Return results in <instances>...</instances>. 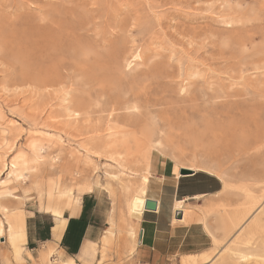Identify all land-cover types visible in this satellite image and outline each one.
I'll return each mask as SVG.
<instances>
[{"label": "rangeland", "instance_id": "obj_1", "mask_svg": "<svg viewBox=\"0 0 264 264\" xmlns=\"http://www.w3.org/2000/svg\"><path fill=\"white\" fill-rule=\"evenodd\" d=\"M53 1L58 2V5L53 6ZM59 2L58 0H0V143L4 142L0 144L2 145L0 169L2 170L4 165H8L20 154L25 153L23 155L26 157L29 155V159L34 157L36 153L30 150V144L34 140H40L45 145L47 150L44 153L36 152L40 156L45 155L48 160L40 164L36 170L29 171L24 182H11L0 188L2 195L0 204L8 210L7 212L0 210V223H6L10 227L13 214L19 212L20 208L26 211L27 217L30 213H38L40 210L39 214L53 220L49 208L62 190L72 189L75 196L73 199L78 202H83L86 195L93 196L96 206L95 217L102 231V238L97 243V249L93 246L85 256L59 258L55 250L57 256L54 254L51 260L54 263L57 259H73L76 264H136L132 256L135 240L130 235L133 218L126 206L127 195L115 181L106 176L107 173L117 172L119 168L118 162L109 156L112 153L119 155L124 152L125 154L120 155L126 160L125 164L128 168L129 165L132 166L127 170L126 176H123L124 179L137 180L144 184L146 177L147 198L155 197L164 204L171 205V209L177 200L189 198L185 204V208L189 211L188 218L182 225L200 226L196 227L198 230L194 233L192 246L171 257L167 264H185L182 262L184 256L203 252L199 256L210 255V259L205 262L201 258V261L199 259L195 264H218L219 259L228 251L225 248L228 245L232 246L231 237L238 231L231 233V228L224 224L226 217L246 201V195L242 191L244 184L242 172L247 171L246 168L249 166H251L248 169L249 173L245 171V175L250 176L251 178L247 179L254 182L253 184L250 182L254 188L250 186L252 189L249 190L260 202L259 204H263L262 211H264L262 180L264 179V165L262 166L264 162V0H63L64 7L73 10L74 16L72 15L73 19L67 20V25L71 27L68 29L71 33L69 37H66L67 33L65 39L57 36V39L62 40L59 44L64 47L58 44L57 54L61 55L62 49H68L77 55V61H80L75 63L73 59V63L67 57V61L62 62L56 72L57 83H54L53 88L52 86L45 88L41 82L43 72H37L43 63L40 51L36 49L39 47L36 41L40 42L41 33L38 28L45 23L43 19L47 13L56 6L61 9ZM66 38L69 41L65 42ZM105 38L109 40L111 46ZM97 41L98 48L95 44ZM66 43L67 46H64ZM101 46L104 48L102 49ZM36 51L38 53H35ZM136 52L143 54V61H136L134 63H139V66L125 70L126 59L131 58ZM109 54L113 55V58L117 57H115L116 61L111 62L113 64L108 60ZM104 55L107 59L103 57ZM89 56L92 60L88 58ZM60 57L63 59L62 56ZM94 59L97 61L94 62ZM80 62L83 66L89 67L85 68L81 64L79 66ZM74 64L79 69H76ZM81 69L83 72L80 71ZM95 69L105 71L97 72ZM52 73L49 72V75ZM189 74H194V78L191 75L190 79ZM134 85L141 90L146 89L142 90V93L145 92L142 96L145 100L142 98L138 100L139 104L136 103L140 110L134 113L139 116L130 114L132 117L120 118L127 114L126 111L121 110L114 114L115 122L113 123L114 120L110 122L108 118L114 104L113 96L115 95V98L123 93L124 96L126 88L135 87ZM159 85L160 87H157ZM153 86L158 90L154 92ZM67 92L70 93L72 100L81 103L79 106L82 113L86 111V115L79 119V125L82 126L77 128L78 134L74 128L72 131L69 128L67 132L65 129L68 127L62 122L66 121L63 110L66 104L62 102L65 106L60 105V101L62 95L64 94L65 98ZM144 94L147 96L150 94V98L153 96V101L147 97L148 101H151L149 103ZM45 100L52 101L49 103L53 104V107L50 105L46 112L42 111ZM157 103L161 104L157 105ZM50 109L58 111L51 121L47 117L51 112ZM179 112L184 113L179 114ZM192 112L194 113L191 114ZM174 115L177 116L176 119ZM165 119L168 124L164 122ZM172 119L173 123H180L175 125ZM106 123L110 126L106 127ZM123 123H127L124 124L125 129ZM140 124L144 126H141L144 130L139 132ZM93 126L98 128L92 131ZM99 128L104 130L101 129L99 132ZM84 131L89 133L85 134ZM151 132L153 135L149 136L148 140L146 136ZM109 133L118 137L115 152L113 150L108 153L107 158L106 154L97 156L98 154L86 152L88 146L86 144H89L86 140L90 141L89 138L93 139L94 136L102 139L109 136ZM132 136L136 138V142ZM123 137L125 138L122 140ZM255 138H260L263 144L262 151L258 155L254 152L244 156L239 152L251 145ZM4 140L6 142L9 140L11 144H6ZM84 140L86 143H83ZM157 143H161V148ZM49 146L51 148L48 152ZM154 146L156 147L153 148ZM125 147H128L127 151ZM150 149H152L151 153ZM114 154V158H118ZM52 157H56L57 161L52 162ZM146 166H149L148 171ZM192 166L204 171L177 179L182 168L187 169ZM131 171L136 172L138 176L133 178ZM8 175L9 170H6L0 177V184L2 180L9 178ZM252 175L258 179L256 182ZM87 182H99L107 186L110 192L95 186L94 193L89 194L85 189ZM179 187L181 191L176 195ZM132 194L135 196L134 207L137 211L143 199L135 193ZM198 195H201L200 199L194 198ZM255 216L256 220L260 214ZM263 223L254 231L252 241L255 242L257 239L261 243V240H264ZM250 225L251 223L248 222L244 229ZM201 228L208 236L204 237L205 246L201 245L203 242ZM139 229H142V222ZM8 236L10 238L9 232ZM257 240L256 242L259 243ZM5 242L6 240L2 243ZM251 244L245 247H248V250L243 247V251L247 250L250 253ZM44 245L40 246V251L50 244L46 247ZM2 246L4 248L1 255L2 264H16L9 244ZM49 249L43 252L41 259H39L40 251L37 255L38 250L32 253L35 259L31 260L24 252L25 264H44L43 257Z\"/></svg>", "mask_w": 264, "mask_h": 264}, {"label": "bare ground", "instance_id": "obj_2", "mask_svg": "<svg viewBox=\"0 0 264 264\" xmlns=\"http://www.w3.org/2000/svg\"><path fill=\"white\" fill-rule=\"evenodd\" d=\"M58 1H60L61 2V5H59L60 6V8L61 9H59V7L57 8V6H56V8L55 9H53L51 12H49V13H47V15H45L44 17V21L43 22H45L40 28H38V29H40V35H39V41L40 42H37L36 41V43L37 44H39V47L38 48H36L37 49V51L39 52L40 51V57L42 58V60H43V63H42V67L40 68V69H38V71L37 72H43V75L41 76L43 79H42V81H41V79H40V81L45 85V86H43V87H45V88H49L50 86H52V88L54 87L53 85H54V83L57 81V74H56V72H58V70L60 69L59 68V66L61 65V63L62 62H65V61H67L66 60V58L68 57L69 59H70V61L71 62H73V59H74V62L75 63H77V62H79V61H77V59H78V56L77 55H75L73 52H71L70 50H68V49H62V51H63V53L60 55V53H58L60 56H62L63 57V59L57 54V52L59 51L57 48H58V46L60 45L61 46V44H59L60 43V41H62L61 39H65V33H67L66 34V37L68 38L69 37V35L71 34L70 32H68V29H70L71 27H70V25L68 24L67 25V20H71V19H73L72 18V15L74 16V11L73 10H70V9H67V8H65L64 7V2H62L63 0H58ZM54 2V1H53ZM59 2V3H60ZM67 4V3H66ZM51 5V4H50ZM53 6L54 5H58V2L56 3V2H54L53 4H52ZM68 7V6H67ZM100 18V17H99ZM41 19V20H42ZM84 21V20H83ZM71 22V21H70ZM81 22V21H80ZM72 23V22H71ZM75 23V22H74ZM66 25V26H65ZM39 27V26H38ZM70 27V28H69ZM75 30V29H74ZM85 31V30H84ZM82 32V31H81ZM88 32V31H87ZM91 32V31H90ZM74 34V33H73ZM98 34V36H100L99 35V33H97ZM96 34V35H97ZM81 36H82V34H80ZM85 35V34H84ZM57 36H59L61 39H57ZM64 36V37H63ZM86 36H88L89 37V35H86ZM97 36V37H98ZM107 36V35H106ZM63 37V38H62ZM66 38V40H65V42L68 40ZM71 38V37H70ZM104 38V37H103ZM106 38H110V37H106ZM106 38H105V40H106ZM107 39V40H108ZM96 40V39H95ZM106 40V41H107ZM111 40V39H110ZM69 41V40H68ZM93 41V40H92ZM101 41V40H100ZM64 42V41H63ZM71 42V41H70ZM73 42V41H72ZM95 42V41H94ZM94 42H93V44H94ZM98 42V41H97ZM95 43V44H97L96 46H97V48H98V45H99V42L98 43ZM110 42H112V40L110 41ZM59 44V45H58ZM67 44L68 43H66V45H64V46H67ZM104 44H105V42H104ZM101 45H102V43H101ZM107 45V44H106ZM108 45H110V43H109V40H108ZM107 45V47H109ZM76 46V45H75ZM103 46V45H102ZM101 46V47H102ZM105 46V45H104ZM111 46V45H110ZM61 47H63V45L61 46ZM69 47V46H68ZM100 47V46H99ZM107 47H105V48H107ZM64 48V47H63ZM71 48V47H70ZM74 48V47H73ZM75 48H77V46L75 47ZM96 48V47H95ZM104 47H102V49H103ZM112 47H110V49H111ZM117 48V47H116ZM35 49V50H36ZM76 50V49H75ZM94 50V49H93ZM107 50V49H106ZM113 50V49H112ZM115 50V49H114ZM113 50V51H114ZM35 52V53H38V52ZM96 51V50H95ZM105 51V50H104ZM76 52V51H75ZM82 52V51H81ZM106 52V51H105ZM109 52V51H108ZM107 52V53H108ZM35 53H33V54H35ZM99 53V52H98ZM102 53H103V51H102ZM112 54H113V52H111ZM110 53V54H111ZM115 53V52H114ZM110 54L108 55L109 57H108V60L110 61V63L111 62H113L114 60H115V57L113 58V55H111L110 56ZM118 54V53H117ZM117 54H114V55H117ZM82 55V54H81ZM90 55V54H89ZM93 56H94V54H92ZM92 55H91V57H92ZM84 56V55H83ZM106 55H104L103 57H105ZM118 56V55H117ZM58 57H59V60H58ZM87 57V56H86ZM95 57V56H94ZM79 58H81V57H79ZM88 58H90V56L88 57ZM93 58V57H92ZM117 58V57H116ZM91 59V58H90ZM105 59H107V57H105ZM131 59V60H130ZM41 60V59H40ZM76 60V61H75ZM81 60H82V58H81ZM92 60V59H91ZM69 61V60H68ZM70 61H69V63H70ZM97 60H95L94 59V62H96ZM103 61V60H102ZM101 61V62H102ZM105 62H107V60H104ZM116 61V60H115ZM136 61H143V54L141 53V52H136V53H134L132 56H131V58H129V59H126V61H125V66H124V69L125 70H132L133 69V67L134 66H139V63L137 64V63H134V62H136ZM40 62V61H39ZM73 62V63H74ZM82 62H83V60H82ZM88 62H89V60H88ZM99 62V61H98ZM97 62V63H98ZM72 63V64H73ZM87 63V62H86ZM104 63V62H103ZM115 63H117V62H115ZM64 64V63H63ZM79 64H81V62L80 63H78V65ZM83 64V63H82ZM81 64V65H82ZM99 64V63H98ZM102 64V63H101ZM111 64H113V63H111ZM70 65V64H69ZM75 66H76V64H74ZM81 65H79V66H81ZM91 65H92V62H91ZM100 65V64H99ZM38 66V65H37ZM63 66V65H62ZM73 66V65H72ZM83 66V65H82ZM85 66V65H84ZM83 66V67H84ZM104 67H105V64L103 65ZM112 66H114V65H112ZM111 66V67H112ZM70 67V66H69ZM86 67H89L88 65H86L85 66V68ZM96 67H98V66H96ZM102 67V66H101ZM109 68H110V64H109V66H108ZM35 68H37V67H35ZM39 68V67H38ZM64 68V67H63ZM71 68V67H70ZM69 68V69H70ZM74 68V67H73ZM76 69H79V68H77V66L75 67ZM81 68V67H80ZM99 68V67H98ZM89 69V68H88ZM92 69V68H91ZM112 69V68H111ZM110 69V70H111ZM30 70H32V68H30ZM30 70L28 71V72H30ZM37 70V69H36ZM35 70V71H36ZM96 70V69H95ZM95 70H92V71H94L95 72ZM109 70V71H110ZM124 70V71H125ZM33 71V70H32ZM31 71V72H32ZM66 71H68V69L66 70ZM81 72H83V70L81 69L80 70ZM85 71V70H84ZM97 71V70H96ZM104 72L105 70H99V71H97V72ZM115 71V70H114ZM49 72H53L52 74H50L49 75ZM87 72V71H86ZM116 72V71H115ZM123 72V71H122ZM143 72H145V71H143ZM152 72V71H151ZM125 73V72H124ZM198 77L200 76V73L198 72ZM121 75V74H120ZM190 75V79H191V75L192 74H189ZM188 75V76H189ZM194 75V74H193ZM192 75V77L194 78V76ZM197 75V74H196ZM128 76V75H127ZM139 76V75H138ZM188 76H187V79H188ZM125 77H126V73H125ZM124 77V78H125ZM147 78H148V76H146ZM196 77V76H195ZM119 78V77H118ZM127 79V78H126ZM134 79V78H133ZM138 79H139V77H138ZM190 79H188V80H190ZM118 80V79H117ZM119 80H122V79H120L119 78ZM123 81H125V80H123ZM187 81V80H186ZM119 82V81H118ZM117 82V83H118ZM133 82V81H132ZM135 82H136V80H135ZM138 82V81H137ZM57 83V82H56ZM55 83V84H56ZM120 83H123V82H120ZM126 83H127V81H126ZM125 83V84H126ZM128 83L130 84L131 82L128 80ZM187 83H188V81H187ZM116 84V83H115ZM119 84V83H118ZM117 84V85H118ZM124 84V83H123ZM152 84H153V82H152ZM151 84V85H152ZM128 85V84H127ZM155 85H157L156 83H155ZM129 86V85H128ZM135 86V85H134ZM150 86V85H149ZM186 86V85H185ZM136 87V86H135ZM135 87H132V86H130L129 88H126L127 90H126V93H125V95L124 96H118L117 95V97H115L114 98V96H113V98H112V103H114L113 105H112V110H111V114H110V116H109V118H108V120L111 122L112 120H114V118H116V115H114L116 112H118V111H121V110H124V111H126V113L127 114H125V115H123V116H120V118L121 117H129V116H131L130 114H134L135 115V117H137V116H139V115H137L136 116V114L135 113H137L136 111L139 109L140 110V107L139 106H137L139 103H138V100H140V99H142L143 97V93H145V92H143L142 93V90L144 89H142L141 90V88H135ZM143 87V86H142ZM148 87V86H147ZM146 87V88H147ZM154 87V86H153ZM157 87H160V85L159 86H157ZM51 88V87H50ZM119 88H120V85H119ZM125 88V87H124ZM156 88V86L153 88V90H154V92H155V90H158V89H155ZM184 88V87H183ZM186 88V87H185ZM188 88V87H187ZM186 88V89H187ZM43 90H45L44 88H42ZM121 89H122V87H121ZM185 89V90H186ZM48 90V89H47ZM47 90H45V91H47ZM124 91H125V89H123ZM146 89H144V91H145ZM147 90H149L148 88H147ZM152 90V91H153ZM122 91V90H121ZM120 90H119V92H121ZM188 91V90H187ZM57 92V91H56ZM118 92V93H119ZM186 92V91H185ZM147 93V92H146ZM156 93H158V91H156ZM50 94H52V93H50ZM57 95V94H56ZM56 95H55V97H56ZM149 95L150 94H148V96L146 95V94H144V96H146V99H147V101H148V99L150 98L149 97ZM51 96V95H50ZM49 96V97H50ZM52 97H54V95L52 96ZM71 97H73V94H72V96ZM147 97H149V98H147ZM152 98H153V96H151ZM57 98H59V97H57ZM152 98H150L151 100H152ZM61 99V98H60ZM60 99H57V100H60ZM144 99V98H143ZM53 100H55L54 98H53ZM111 100V99H110ZM145 100V99H144ZM147 101H145L146 103H147ZM153 101V100H152ZM49 102H52V101H49ZM49 102H47L46 100L43 102V109H42V111H44V112H46V109H49L50 108V105H51V107H53L52 105L53 104H50ZM60 102H61V104H60ZM58 104H60V105H64V104H66V106L65 107H63V110H64V112H65V118H64V120L66 119V121L64 122V121H62L64 124H66L65 126L66 127H68L67 129H65V130H67V132H68V129L69 128H71L70 130L72 131L73 130V128H74V130H75V132L77 131V128L80 126H82V125H79V123H80V120H81V118L83 117V115L85 116L86 115V111L84 112V113H82V111H81V107L79 106V105H81V103H77V101H75L74 99L72 100L71 98H70V93L68 94V92L66 93V96H65V98H64V94L62 95V101H60ZM64 104H63V103ZM149 103L151 102V101H148ZM154 102H155V99H154ZM153 102V103H154ZM157 102H159V100L157 101ZM136 103H138V104H136ZM152 103V104H153ZM156 103V102H155ZM161 104V103H160ZM160 104H158L157 103V105H160ZM155 106V105H154ZM151 107V106H150ZM156 107V106H155ZM62 108V107H61ZM63 110H61V113L63 112ZM82 110H84V109H82ZM50 111H51V109H50ZM58 111H51L50 113H49V115L47 116V117H49L48 118V120H50L51 121V119H53V115L55 114L56 115V113H57ZM135 112V113H134ZM140 111H138V113H139ZM159 112V111H158ZM188 112V111H187ZM180 113H184V112H179V114ZM194 112H192L191 114H193ZM149 114V113H148ZM158 114V113H157ZM156 114V115H157ZM159 114H161V112L159 113ZM158 114V115H159ZM178 114V113H177ZM187 114V113H186ZM185 114V115H186ZM87 115H89V114H87ZM134 115H133V117H134ZM157 115V116H158ZM188 115H190V112H189V114ZM64 116V115H63ZM153 116H155V115H153ZM152 116V117H153ZM160 116V115H159ZM175 116V117H174ZM174 116H172V117H174L175 119H176V115H174ZM81 117V118H80ZM132 117V116H131ZM130 117V119H132ZM134 117V118H135ZM87 118H88V116H87ZM134 118L132 119V120H134ZM139 118V117H138ZM157 118V117H156ZM193 118H194V116H193ZM80 119V120H79ZM118 120V118L116 119V121ZM123 120V119H122ZM125 120V119H124ZM132 120H131V122H132ZM139 120V119H138ZM178 120V119H177ZM180 120V119H179ZM108 121V122H109ZM126 121V120H125ZM166 121V119L164 120V122ZM182 121V120H181ZM186 121V120H185ZM188 121V120H187ZM115 122V120L113 121V123ZM128 122H129V120H128ZM127 122V123H128ZM130 122V123H131ZM174 122H176V121H174ZM57 123V122H56ZM63 123H61V124H63ZM127 123H123V127H124V129H125V127L126 126H124V124H126L127 125ZM166 123V122H165ZM165 123H163V124H165ZM169 123H171V122H169ZM172 123H173V119H172ZM178 123H180V122H178ZM178 123H176V124H178ZM63 124V125H64ZM119 124H120V120H119ZM118 123H117V125H119ZM122 124V123H121ZM166 124H168V122L166 123ZM173 124H175V123H173ZM175 124V125H176ZM182 124V123H181ZM132 125V124H131ZM144 125H146V124H144ZM109 127L110 125H108V123H106V127ZM115 126V125H114ZM121 126V125H120ZM130 126V125H129ZM141 126H142V124H140V130H139V132L143 129H141ZM165 126V125H164ZM167 126V125H166ZM170 126V125H169ZM79 127V128H80ZM96 127L97 126H93L92 127V131L93 130H95L96 129ZM115 127H117V126H115ZM123 127H121V129L123 128ZM130 127H133V126H130ZM136 127H138V126H136ZM135 127V128H136ZM142 127H144V126H142ZM94 128V129H93ZM98 128V127H97ZM118 128H119V126H118ZM129 128V127H128ZM81 129H83V128H81ZM88 129V128H87ZM102 129V128H101ZM100 128H99V132H100V130H101ZM134 129V128H133ZM147 129H149V128H147ZM159 129V128H158ZM158 129H156L157 131H158ZM171 129V128H170ZM90 130V129H89ZM90 130V131H91ZM104 129H102V131H103ZM110 129H108V131H109ZM117 130V129H116ZM127 130V129H126ZM144 130V129H143ZM142 130V131H143ZM5 131H9V130H5ZM11 131H13V130H11ZM80 131V129H78V132ZM86 131V130H85ZM84 131V132H85ZM92 131H91V133H92ZM101 131V132H102ZM122 131V130H121ZM132 131V130H131ZM136 131V130H135ZM147 131V130H146ZM146 131H144V133L146 132ZM149 131V130H148ZM153 131V130H152ZM156 131V132H157ZM163 131V130H162ZM66 132V133H67ZM83 130L81 131V136L83 135ZM88 133H89V131H87ZM87 132H85V134L87 133ZM98 132V131H97ZM96 132V133H97ZM112 132V131H111ZM155 132V131H154ZM153 132V133H154ZM160 132H161V130H160ZM77 133V132H76ZM90 133V134H91ZM104 133V132H103ZM102 133V134H103ZM114 133V132H113ZM110 134L109 133V136L107 135V137H104V138H102V139H100V138H95V136H94V138L93 139H91V138H89L90 139V141L89 140H86L87 141V143H89V144H86V145H88V146H86V152L87 153H89V152H91V153H93V154H98L97 156H99V155H101V154H106V158H107V154L108 153H111L113 150H114V152H115V150H116V148H117V142H116V139H118V137H117V135L116 134ZM116 133V132H115ZM120 133H122V132H120ZM133 133V132H132ZM137 133V132H136ZM142 133V132H141ZM164 133V132H163ZM12 134V133H11ZM10 134V135H11ZM78 134V133H77ZM84 134V136L86 137V135ZM93 134H95V133H93ZM105 134V133H104ZM106 134H107V131H106ZM105 134V135H106ZM124 134V133H123ZM131 134V133H130ZM130 134H128V135H130ZM143 134V133H142ZM156 134V133H155ZM154 134V135H155ZM159 134V133H158ZM2 135H4V132L2 131ZM99 135V134H98ZM126 135H127V133H126ZM145 135H147V133L145 134ZM153 134H152V132L149 134V135H147L146 136V138L149 140L150 138H149V136H152ZM161 135V134H160ZM6 136V135H5ZM12 136V135H11ZM49 136V135H48ZM79 136H80V132H79ZM83 136V137H84ZM100 136H101V133H100ZM99 136V137H100ZM121 136V135H120ZM97 137V136H96ZM122 137V136H121ZM13 138H16V137H13ZM17 138H18V136H17ZM87 138V139H88ZM120 138V137H119ZM125 137H123L122 138V140L124 139ZM127 138V137H126ZM131 138V137H130ZM129 138V139H130ZM132 138H133V136H132ZM131 138V139H132ZM263 138V137H262ZM7 139V138H6ZM10 140H12L11 138H9ZM86 139V138H85ZM134 139V138H133ZM132 139V140H133ZM136 139V138H135ZM134 139V140H135ZM252 139H254V138H252ZM251 139V140H252ZM18 140V139H17ZM60 140V139H59ZM59 140H58V142H59ZM2 141H3V138H2ZM5 142H6V140H4ZM9 140H7V142H6V144H8V145H10L9 144V142H8ZM15 141V140H14ZM48 141H50L51 142V140H48ZM86 141L84 140V142L83 143H86ZM89 141V142H88ZM121 141V140H120ZM125 141V140H124ZM137 140H135V142H136ZM159 141V140H158ZM162 141V140H161ZM253 141V140H252ZM13 142V141H12ZM61 142V141H60ZM128 142L130 143V141L128 140ZM134 142V143H135ZM4 143V142H3ZM3 143H0V144H3ZM16 143V142H15ZM125 143V142H124ZM126 143H127V140H126ZM230 143V142H229ZM6 144H4V146L6 145ZM119 144V143H118ZM120 144H122L121 142H120ZM137 144H138V142H137ZM159 143H157V146H160V148H161V143L158 145ZM14 145V144H13ZM122 145H124V144H122ZM135 145V144H134ZM154 145V144H153ZM1 147H2V145H0ZM128 146V145H127ZM132 146V145H131ZM138 146H140L139 144H138ZM143 146V145H142ZM152 146V145H151ZM162 146H163V143H162ZM262 146H263V144H262V141L260 140V138H255V140H254V142L253 143H251V145H249L248 147H245L244 149H242L241 151H239L240 153H242V154H244V156L245 155H247V156H249L251 153H254V152H256L255 153V155L257 154L258 155V153L260 152V151H262L261 149H262ZM6 147H7V145H6ZM11 147H12V145H11ZM15 147V146H14ZM124 147V146H123ZM134 147V146H133ZM137 147V146H136ZM147 147V146H146ZM145 147V148H146ZM149 147H150V145H149ZM156 146H154L153 148H155ZM227 147H228V145H227ZM10 148V147H9ZM16 148V147H15ZM49 149H48V152L50 151V148H51V146H49L48 147ZM61 148V147H60ZM119 148V147H118ZM126 148V147H125ZM124 148V149H125ZM151 148V147H150ZM229 148H230V146H229ZM229 148H227V149H229ZM11 149V148H10ZM9 149V150H10ZM121 149V148H120ZM123 149V148H122ZM127 149H128V147L126 148V151H127ZM139 149H140V147H139ZM144 149V148H143ZM14 150V149H13ZM27 150V149H26ZM30 150H33L36 154H34V157H32V158H28L29 157V155H28V157H26L25 155H23V154H25V153H23V154H20V155H18V156H16V157H14L12 160H11V162L8 164V165H4V167H3V169L1 170L0 169V177L2 176V175H4V172L7 170H9V178L8 179H6V181L4 182V184L5 185H7V184H9V183H11V182H16V183H18V182H24L25 180H26V178H27V174H28V172L30 171L31 172V170L32 171H34V170H36V168L38 167V166H40V164H42V163H45V161H48V160H46V156L44 155H39L38 154V152H42V153H44L46 150H45V145H43L42 143H41V141L40 140H34V141H32L31 142V144H30ZM130 150H131V148H130ZM135 150V149H134ZM133 149H132V151H134ZM146 150V149H145ZM151 150L152 149H150V153H151ZM230 150V149H229ZM232 150V149H231ZM12 151V150H11ZM36 151H38V152H36ZM63 151V150H62ZM129 151V150H128ZM47 152V153H48ZM59 152V151H58ZM60 152H61V150H60ZM59 152V153H60ZM131 152V151H130ZM137 152V151H136ZM135 152V153H136ZM142 152H144V150L142 151ZM117 153H119V152H117ZM122 153H124V152H122ZM122 153H120V154H122ZM132 153V152H131ZM149 153V154H150ZM230 153V152H229ZM234 153V152H233ZM232 153V154H233ZM113 154L114 153H112L111 154V156H109V157H111V158H113L114 160H116L117 162H118V171L117 172H114V173H107L106 174V176L109 178V179H111L112 181H115L117 184H118V186L122 189V191H123V193L124 194H126L127 195V202H126V206H127V208H129L128 209V212L130 213V215L132 216V218H133V221H135L136 219H135V211H136V209H135V207H134V197L135 196H133L134 194H132V193H135V194H137V195H139L140 196V198H142L143 199V201L146 199V197H147V181H148V179L145 177V182H144V184L140 181V180H138V181H140V182H137V180L136 181H133V180H126V179H124L123 178V176H126V172H127V170H129L130 168H132V166L130 167V165H129V168H128V166H127V164H125V161L126 160H124V157H122L120 154L119 155H117L116 153V155H117V157L118 158H114V156H113ZM114 154V155H115ZM125 154V153H124ZM123 154V156H125ZM134 154V153H133ZM144 154H145V152H144ZM148 154V153H147ZM31 155V154H30ZM116 155H115V157H116ZM126 155H127V153H126ZM137 155V154H136ZM48 156V155H47ZM50 156V155H49ZM131 156V155H130ZM145 156H146V154H145ZM148 156H151V155H148ZM260 156V155H259ZM262 156V155H261ZM147 157V156H146ZM242 157V156H241ZM2 158V157H1ZM0 158V161H2V159ZM111 158H108L109 160L111 159ZM130 158V157H129ZM148 158V157H147ZM151 158V157H150ZM260 158V157H259ZM45 159V160H44ZM57 158L56 157H52L51 158V160H52V162H56L57 160H56ZM126 159V158H125ZM237 159H238V157H237ZM261 159V158H260ZM130 160V159H129ZM128 160V161H129ZM148 160H149V158H148ZM248 160V159H247ZM256 160V159H255ZM261 160H263V159H261ZM235 161V160H234ZM257 161V160H256ZM51 162V163H52ZM149 161H147V163H148ZM247 162V161H246ZM1 163V162H0ZM145 163H146V161H145ZM150 163V162H149ZM248 163V162H247ZM251 163V162H250ZM253 163V162H252ZM259 163V162H258ZM260 163H262V161L260 162ZM259 163V164H260ZM89 164H92V163H89ZM129 164V163H128ZM230 164V163H229ZM148 165H150V164H148ZM248 165V164H247ZM264 165V162H263V164H262V166ZM92 166V165H91ZM8 167V168H7ZM96 167V166H95ZM147 167V169H146V171H148L149 170V166H146ZM245 167H246V165H245ZM244 167V168H245ZM2 168V167H1ZM249 168H251V166H249ZM248 167L246 168L247 169V171L246 172H248V169H249ZM253 169V168H252ZM132 170V169H131ZM182 170H183V168H182ZM185 170H190V171H192V172H195L194 174H196V173H198V172H203L204 170L203 169H201V168H198L197 166H195V167H189V168H187V169H185ZM255 170V169H254ZM27 171V172H26ZM38 171V170H37ZM243 171V170H242ZM242 172V173H244L243 175H242V177H243V180H244V184L242 185V191L245 193V199H246V201L241 205V206H238V207H236L235 209H234V211H233V213L232 214H229L227 217H226V222H225V226L226 227H230L231 228V233H233L234 231H236V230H238L236 233H235V235L233 234V236L231 237V242H232V246L230 247V245H226L227 247L225 248V250H228L220 259H219V261H218V264H263V262H264V240L262 241L261 240V243H260V240H257V241H259V243H257L256 242V240H255V242L257 243V245H256V243L254 242V240L252 241L251 240V238H252V236H253V234H254V231L256 230V229H258V228H260L261 226H262V223L264 222V211H262L263 209H262V205H260L259 203L260 202H258L257 201V198L255 197V195L252 193V191L251 190H249V188H251L252 187V185L251 184H253L254 182H251V180L249 179H247V178H249L250 176L248 175V173H247V176H249V177H246V175H245V173L246 172ZM250 171V170H249ZM29 172V173H30ZM132 172V174L131 175H133V178L137 175V173L136 172H134V171H131ZM137 172H139V171H137ZM255 172V171H254ZM35 173V172H34ZM139 173H141V171L139 172ZM241 173V174H242ZM253 173V172H252ZM193 174V175H194ZM140 175V174H139ZM143 175H145V174H143ZM251 175V174H250ZM138 176V175H137ZM185 175H183V174H181V172L178 174V177H177V179H180V178H183ZM253 177H254V175H252ZM255 176H258V175H255ZM241 177V178H242ZM246 177V178H245ZM258 177H260V176H258ZM129 178V177H128ZM251 178V177H250ZM255 178V177H254ZM130 179V178H129ZM143 179V178H142ZM242 180V179H241ZM241 180H240V182H241ZM256 180H258V179H256L255 178V182H256ZM261 180V179H260ZM263 181H264V179H262ZM144 181V180H143ZM134 182H136V183H134ZM243 182V181H242ZM250 182H251V184H250ZM257 182H259V181H257ZM109 183V182H108ZM264 183V182H263ZM264 185V184H263ZM86 187H85V189L88 191V192H93V190H94V188H95V186H99V187H101V188H105L106 190H108V192H110V190H109V188L107 187V186H104V185H101L99 182H97V183H94V182H92V183H89V182H87L86 183V185H85ZM251 186V187H250ZM256 186V185H255ZM252 188H254V187H252ZM251 188V189H252ZM256 188V187H255ZM112 189V188H111ZM259 189V188H258ZM261 189H263V188H261ZM264 190V189H263ZM254 191V190H253ZM73 190L72 189H68V190H62V192H61V194L58 196V198L56 199V201L54 202L55 204H54V209H53V213H54V215L55 216H61V213H62V211L69 205V203H70V201H71V199H72V197H73ZM131 195V196H130ZM132 196H133V198H132ZM129 198H131V199H129ZM189 199L188 198H185V199H182V200H178V201H176V208H175V210H179L180 212H183L184 213V220L183 221H185L186 220V218H187V215H188V213H189V211H188V209H186L185 208V204H186V202L188 201ZM147 201V200H146ZM262 201V200H261ZM145 204H146V202H145ZM0 208H2L4 211H6L7 209L5 208V207H3L1 204H0ZM146 209V208H145ZM147 211V210H146ZM176 212V211H175ZM178 212V211H177ZM259 212V213H258ZM263 212V213H262ZM262 213V214H261ZM258 215V214H260V216L255 220V215ZM183 219V218H182ZM182 219H180V220H182ZM254 221V222H253ZM248 222H250L251 223V225L247 228V229H244V226L248 223ZM253 222V223H252ZM264 224V223H263ZM135 224L134 223H132L131 224V228H130V235L131 236H133V238L135 237ZM112 232V231H111ZM211 233H213V232H211ZM229 233H230V231H229ZM214 235V234H213ZM215 236V235H214ZM216 237V236H215ZM228 237H230L229 235H228ZM262 238V237H261ZM226 239V238H225ZM260 239V238H259ZM215 240H217V238H215ZM220 240V239H219ZM218 240V241H219ZM230 240V239H229ZM224 241H226V240H224ZM251 241L253 242L252 244H251ZM230 242V241H229ZM219 243H220V241H219ZM248 244H251L252 246H250L251 248V252L249 253L247 250L249 249L248 247L247 248H245ZM221 246V245H220ZM245 248V249H247V250H245V251H247V253H245V251H243V249L242 248ZM54 254H55V248L53 247L52 249H49V252H47L45 255H44V257H43V260H44V264H76V262L73 260V259H71V260H62V259H57L56 260V262L54 263L51 259L53 258V256H54ZM185 257V256H184ZM201 258H202V260L203 261H205V262H207L209 259H210V255H206V256H203V257H200L199 255H189V256H186L185 258H184V260L182 259V262H184L185 264H195V263H197V261L200 259V261H201ZM183 264V263H182Z\"/></svg>", "mask_w": 264, "mask_h": 264}, {"label": "crops", "instance_id": "obj_3", "mask_svg": "<svg viewBox=\"0 0 264 264\" xmlns=\"http://www.w3.org/2000/svg\"><path fill=\"white\" fill-rule=\"evenodd\" d=\"M5 181L2 180L0 188L7 186L4 184ZM94 190L93 192L86 191L91 194L94 193ZM180 191L179 187L176 195ZM73 198H75L74 192L69 205L62 211L61 216H55L53 213L55 203L49 208L54 221L39 214L41 213L40 210L38 213H30V216L27 217L26 211L20 208L19 212L13 214L10 227L6 223H0V264H2L1 255L4 250L2 245L6 243L13 251L16 264H25L24 252L30 260L35 259L32 253L44 244L45 247L50 245L41 251L40 249L37 251V255L40 251L39 259H41L43 252L50 247L56 248L59 258L63 256L66 259L85 256L88 254V250L93 249V246H96L97 249V243L102 238V231L96 221V206L94 205L93 196H84L83 202H78ZM194 198L200 199L201 195ZM1 199L2 195L0 193V201ZM149 199L157 201L159 208L156 212L146 211L145 202L148 200L147 197L139 203V208L135 211L136 220H131L136 229V235L133 238L135 241L132 256H134L136 264H167L171 257L192 246L194 233L200 226L182 225L187 220L188 215L185 221H183V212L182 220L175 218L176 212L179 211L175 210L176 202L173 209H171V205L164 204L155 197ZM0 210L3 209L0 208ZM138 220L139 222H137ZM141 222L142 229H139ZM8 232L12 240H10ZM201 235H203L201 245L205 246L204 237L207 238L208 236L203 228H201ZM5 240L6 242L2 243ZM203 253L191 255H202ZM7 261L9 262L8 259Z\"/></svg>", "mask_w": 264, "mask_h": 264}, {"label": "water", "instance_id": "obj_4", "mask_svg": "<svg viewBox=\"0 0 264 264\" xmlns=\"http://www.w3.org/2000/svg\"><path fill=\"white\" fill-rule=\"evenodd\" d=\"M194 173L195 172H192L190 170H185V169L181 170V174H183V175H193ZM145 208L147 211L156 212V211H158L159 204L155 200L148 199L146 201ZM175 218L178 220L182 219L183 213L180 211L176 212Z\"/></svg>", "mask_w": 264, "mask_h": 264}]
</instances>
